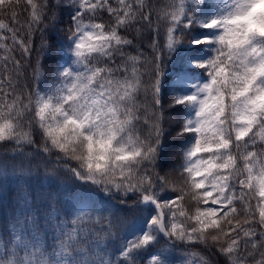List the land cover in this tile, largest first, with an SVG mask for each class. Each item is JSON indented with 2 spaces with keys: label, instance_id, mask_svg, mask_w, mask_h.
I'll use <instances>...</instances> for the list:
<instances>
[{
  "label": "snow or ice",
  "instance_id": "1",
  "mask_svg": "<svg viewBox=\"0 0 264 264\" xmlns=\"http://www.w3.org/2000/svg\"><path fill=\"white\" fill-rule=\"evenodd\" d=\"M167 8L0 0V264H264V0Z\"/></svg>",
  "mask_w": 264,
  "mask_h": 264
},
{
  "label": "trees",
  "instance_id": "2",
  "mask_svg": "<svg viewBox=\"0 0 264 264\" xmlns=\"http://www.w3.org/2000/svg\"><path fill=\"white\" fill-rule=\"evenodd\" d=\"M150 4L153 6L154 8V16L153 19L154 21L156 20V14L158 13L160 16H163V12L168 10L167 6L170 3V0H149ZM20 19H23V16L20 17ZM201 32H207L209 30L206 29H200ZM133 35H129L128 38H133ZM155 33H152V36L154 37ZM150 39V37L145 34L144 35V40L142 43V47L144 48L145 51H147V43L148 40ZM37 43H39L37 41ZM182 57H177L176 60L173 61V66L174 67H181L182 65ZM173 72H170L169 75H173ZM257 143L259 145V139L257 140ZM13 148L12 144H8V145H3L0 144V153H3L5 151H7L9 154H11V149ZM26 151H31L30 148H26ZM53 161H55V157H53ZM51 167V166H50ZM43 184V187L40 188L39 185ZM39 188L40 191H45V190H51V191H59L60 193V198L61 201L65 200V199H72L74 196H76L78 194V188L76 185L72 184L71 182H67V183H63V184H57V185H51L48 182L43 180V172L41 173V180L39 182H37L34 185V190ZM4 201L3 203H0V222L1 224L6 223V219H7V223L9 222V217L11 215V207H12V203H13V196L16 195L17 189L14 186L11 185H6L4 188ZM252 203L255 205L256 201L253 200ZM237 207H239V205H237ZM182 251L181 249H177L176 252L173 254V256L175 257L174 259H172V264H182L181 260H180V256L182 255ZM190 251H194V252H201L202 253V246L201 247H194L192 249H190ZM259 258V257H257ZM219 261V264H223L224 262V258L223 257H217L216 258Z\"/></svg>",
  "mask_w": 264,
  "mask_h": 264
},
{
  "label": "rangeland",
  "instance_id": "3",
  "mask_svg": "<svg viewBox=\"0 0 264 264\" xmlns=\"http://www.w3.org/2000/svg\"><path fill=\"white\" fill-rule=\"evenodd\" d=\"M5 225L10 227V223L9 222L7 223V219H6V223H4V224L3 223L1 224V222H0V230H2L5 227Z\"/></svg>",
  "mask_w": 264,
  "mask_h": 264
}]
</instances>
